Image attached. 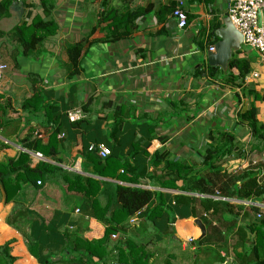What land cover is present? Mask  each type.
<instances>
[{
  "label": "crops",
  "instance_id": "0c3cea01",
  "mask_svg": "<svg viewBox=\"0 0 264 264\" xmlns=\"http://www.w3.org/2000/svg\"><path fill=\"white\" fill-rule=\"evenodd\" d=\"M4 2L11 6L0 22L6 34L0 39V67L6 66L0 71V165L29 154L31 168L45 162L63 170L44 183L21 180L9 203L0 185V247L11 243L14 264H264V195L238 196L245 169L264 184V145L255 150L248 128L237 120L241 108L255 103L264 123V66L258 52L243 44L238 57L249 62L256 79L237 87L226 83L221 69L216 78L206 75L228 0H183V30L173 17L176 0ZM36 17L54 21L55 33L25 54L13 33ZM114 36L123 38L111 41ZM78 44L79 71L71 76L68 52ZM76 109L84 115L77 126L68 120ZM223 131L234 135L238 150L213 174L203 154L209 145L218 148L210 133L217 138ZM25 139L40 141L43 151L30 152ZM96 144L116 158L106 177L96 174L91 160L89 147ZM168 160L182 163L183 174L167 167ZM119 165L147 175L129 184ZM74 176L83 181L69 191ZM86 179L105 184H93L86 194ZM201 179L209 192L194 193L196 185L206 186ZM119 186L156 193L155 206L163 200L161 217L151 222L120 211ZM14 190L12 185L10 194ZM108 220L119 230L109 236L106 252L101 247L89 261L79 260L71 247L64 251L78 238L101 243ZM197 221L206 229L203 238ZM128 242L144 252L132 255Z\"/></svg>",
  "mask_w": 264,
  "mask_h": 264
},
{
  "label": "trees",
  "instance_id": "16d2710c",
  "mask_svg": "<svg viewBox=\"0 0 264 264\" xmlns=\"http://www.w3.org/2000/svg\"><path fill=\"white\" fill-rule=\"evenodd\" d=\"M46 1V0H45ZM11 4L9 2L0 3V22L10 11ZM51 6H46L45 9H50ZM45 11V10H44ZM174 11V10H173ZM46 14V13H45ZM48 15V14H46ZM55 23L54 21H45L40 17H36L33 22L28 24H23L15 28V32L13 33V39L23 48L25 54L31 53V49H36L37 46L41 45L50 35L55 33ZM6 34L1 30L0 27V39L5 38ZM123 38V36H114L111 41H117ZM32 50V51H33ZM82 46L78 44L77 46L71 47L69 49V58L71 63V76L76 75L78 73V64H79V57L81 56ZM242 52H237L231 59L229 63L228 72L223 76L225 77V81L228 84L235 85L237 87H242L244 85L245 77L248 76L251 72L250 64L246 59H240L238 56L242 55ZM234 70L238 71V74H234ZM216 72H218L217 68H208L206 75L210 78H216ZM237 97H240L237 94ZM37 97V99H36ZM35 97L38 100L39 96ZM255 99L257 100L259 96L254 94ZM33 100L29 103L30 107H34L36 100ZM239 99V98H238ZM264 101V96L261 98ZM242 103V101L240 102ZM51 109V108H50ZM83 110H86L85 107ZM259 109L256 107L255 103H251L250 106L246 109L241 108V110L237 113V120L239 124L248 128L251 136V143L254 146L255 150H261V145H264V123H261L258 119ZM83 121V120H82ZM73 123V125L77 126L80 125L81 122ZM153 133V130H152ZM210 140L217 142L218 148L213 147V145H209L208 148L204 151L203 159L204 164L207 166L208 170L213 174H216L223 168V164L221 163L223 159L229 155H233L238 148L234 146L235 137L233 134L228 133L226 131L219 132L217 138H214L213 132L210 133ZM221 144V145H220ZM23 145L26 149L30 152H42L43 145L40 141H30V139L23 140ZM91 154V160L97 169L96 174L100 175L101 177H106V171L111 167V161L116 159L113 153L106 159H100L96 156L95 153ZM158 157V154L156 155ZM31 159L29 154H22L18 160H11L7 165H0V185L4 189L5 195V202L9 203L13 196L19 191L20 187L18 183L21 180H26L30 182H34L37 184L38 181L44 183L48 181V179L52 178V174L55 175L57 173H63L62 169L45 163L41 162L35 168H31L30 164ZM158 161H154L153 165H158ZM221 163V164H219ZM167 167L176 168L179 173L185 171V167L182 163L173 162L171 160L167 161ZM121 166V165H119ZM126 170V174L122 177L123 180L128 182L129 184H137L138 180L146 176L142 172L136 173L137 167L124 165ZM182 170V171H181ZM183 172L180 174L182 175ZM17 174L15 177L16 183L11 184V177L13 174ZM254 171L250 169H245L241 172L239 176L242 185L238 190V196L244 199L252 198L256 195H264V184L259 181L258 177L254 176ZM83 178L80 176H74L73 181H67L68 183V190L73 191L76 190V186L82 184ZM199 184H205L204 188H201L199 185L196 187L191 188V190L201 193L209 192L208 184L206 180L201 179L198 180ZM87 183V190L86 194L90 193V189L92 188L93 184L101 185L105 184L103 182L93 180V179H86ZM14 187V192L12 191L10 194L11 187ZM96 191V189H94ZM93 193V189H92ZM157 194L151 190L142 189L139 187H131V186H119L115 192V200L120 205V211H123L128 216H135L139 215L141 218H144L147 221H154L155 219L161 217L163 211V200H161L157 206H155V198ZM162 199L161 196H159ZM109 227L105 230V236L101 239V243H98V240L90 241L89 239H77L73 245L69 247L66 246L64 251L72 252V250L77 253L78 258L86 257L89 261L92 260L93 257L97 255V251L101 250L106 252V243L109 240V236L112 233H116L119 229L114 227L116 224L115 221L108 220ZM11 243H7L4 246L0 247V264H14L15 259L11 256ZM128 249L130 250L131 254L144 252L142 247L132 244L128 242L127 244ZM72 248V250L70 249ZM119 254H121L122 250L119 249ZM142 250V251H141ZM77 262H62L59 264H83L81 261L76 260ZM84 262V261H83ZM43 264H53L51 261L47 260L43 262ZM87 264H90L88 262Z\"/></svg>",
  "mask_w": 264,
  "mask_h": 264
},
{
  "label": "built area",
  "instance_id": "2783aa9c",
  "mask_svg": "<svg viewBox=\"0 0 264 264\" xmlns=\"http://www.w3.org/2000/svg\"><path fill=\"white\" fill-rule=\"evenodd\" d=\"M179 6L173 11V17L177 20L178 28L183 30L188 25L187 13L183 10V0H176ZM228 17L237 31L243 36L244 45L258 52L260 62L264 66V21L262 27L258 26V16L264 15V0H228ZM264 18V17H263ZM214 49L211 48V51ZM6 66H1L0 71ZM257 73L245 77L247 83L250 79H256ZM84 118L81 109L68 113V120L77 123ZM64 137V135H61ZM89 152L95 153L100 159L111 156V150L104 144L91 145ZM40 159L41 154H36ZM40 184V183H39ZM192 242V240H190Z\"/></svg>",
  "mask_w": 264,
  "mask_h": 264
},
{
  "label": "water",
  "instance_id": "95a60500",
  "mask_svg": "<svg viewBox=\"0 0 264 264\" xmlns=\"http://www.w3.org/2000/svg\"><path fill=\"white\" fill-rule=\"evenodd\" d=\"M262 24L263 16L259 14L258 26L262 27ZM223 25V28L216 31V36L219 38V42L213 47L214 51H208L207 59L210 68L221 69L224 73H227L233 54L242 50L244 39L233 26L229 17L223 21ZM196 223L201 229V237L203 238L206 235V229L202 222L197 221ZM168 234H173L172 226L169 227Z\"/></svg>",
  "mask_w": 264,
  "mask_h": 264
},
{
  "label": "clouds",
  "instance_id": "9594fccd",
  "mask_svg": "<svg viewBox=\"0 0 264 264\" xmlns=\"http://www.w3.org/2000/svg\"><path fill=\"white\" fill-rule=\"evenodd\" d=\"M213 48V47H212ZM210 50H211V48H210ZM214 51V50H213Z\"/></svg>",
  "mask_w": 264,
  "mask_h": 264
}]
</instances>
